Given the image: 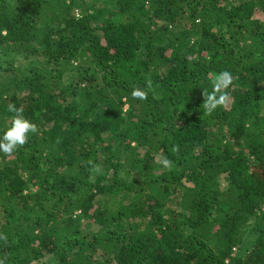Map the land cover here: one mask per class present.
Returning a JSON list of instances; mask_svg holds the SVG:
<instances>
[{
  "label": "trees",
  "instance_id": "16d2710c",
  "mask_svg": "<svg viewBox=\"0 0 264 264\" xmlns=\"http://www.w3.org/2000/svg\"><path fill=\"white\" fill-rule=\"evenodd\" d=\"M9 103L5 264H264V0H0V136Z\"/></svg>",
  "mask_w": 264,
  "mask_h": 264
},
{
  "label": "clouds",
  "instance_id": "9594fccd",
  "mask_svg": "<svg viewBox=\"0 0 264 264\" xmlns=\"http://www.w3.org/2000/svg\"><path fill=\"white\" fill-rule=\"evenodd\" d=\"M234 84V77L231 72L225 70L216 74L212 80V91L207 92L203 90V104L204 114L210 115L218 107H227L229 100L231 99L228 89ZM152 91V82H147V90L141 88H135L132 91V97L140 101H146L148 99V93ZM7 111L13 113L11 118V124L0 136V152L7 156L13 155L18 149L22 148L28 143L29 134H35L39 132L38 126L26 119L23 115V106L17 107L13 103L7 105ZM178 150V149H175ZM91 164V161L89 162ZM162 165L165 169H170L172 163L167 158L163 159ZM94 173H101L102 169L100 165H94L91 169ZM0 240L7 242L8 237L6 234L0 233ZM0 264H5V261L0 259Z\"/></svg>",
  "mask_w": 264,
  "mask_h": 264
}]
</instances>
